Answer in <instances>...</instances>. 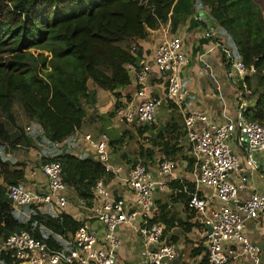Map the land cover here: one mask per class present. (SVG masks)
<instances>
[{"label": "trees", "instance_id": "trees-1", "mask_svg": "<svg viewBox=\"0 0 264 264\" xmlns=\"http://www.w3.org/2000/svg\"><path fill=\"white\" fill-rule=\"evenodd\" d=\"M262 5L261 0H0V146L15 147L22 140L33 144L16 125L13 107L18 103L36 125L38 141L48 147L40 150L42 163L59 164L63 183L90 208L93 187L107 174L92 157L73 155L68 144L82 125L86 104L94 99L88 85L118 101L120 91L131 83L127 67L140 61L137 41L145 39L149 30L168 23L173 30L192 16L204 25L198 14L204 9L209 10L232 60L242 61L248 70L254 68L237 82V89L249 91L242 117L264 125ZM108 144L114 147L121 142ZM126 163L131 168L137 164ZM24 168L0 156V238L25 231L36 241L62 250L59 237L73 235L82 222L64 212L51 215L33 206L13 209L6 188L24 183ZM149 222L169 225L164 216ZM202 250H193L194 256ZM1 264L16 263L2 256Z\"/></svg>", "mask_w": 264, "mask_h": 264}, {"label": "built area", "instance_id": "built-area-1", "mask_svg": "<svg viewBox=\"0 0 264 264\" xmlns=\"http://www.w3.org/2000/svg\"><path fill=\"white\" fill-rule=\"evenodd\" d=\"M212 35V29L204 33L206 38L211 39ZM219 46L237 82L254 72L253 67L248 70L242 61L232 60L231 51L224 44ZM153 53V63L165 78L164 95L160 98L148 96L150 67L146 61H141L137 67L129 65L127 69L134 74L137 97L141 100L116 109L115 119L129 125H148L154 121L158 110L167 104L182 113L196 183L211 192L210 198L201 196L197 189L186 192L189 210L203 215L207 226L211 227L210 233L205 231L207 253L204 259L192 264H226L224 252L230 246L236 247L243 258L252 259L257 264L258 249L247 239L245 231L248 221L264 213V193L254 192L247 200H241L239 196L251 184L252 174L260 165L259 155L264 153V125L242 117L249 105L246 99L249 93H237L242 112L234 120L212 123L204 114L185 112L182 105L187 92L182 87L180 71L185 67L187 58L181 49V38H165ZM108 143L106 134L97 139L91 135L84 136L85 146L92 158L103 165L105 173L119 176L124 169L110 164ZM241 156L247 172L237 176ZM40 168L47 180L46 191H33L24 184H18L6 188V198L15 210L33 206L51 215H59L69 203V188L62 181L61 167L57 163H47ZM165 179H177L172 163L163 161L152 173L138 162L124 179L133 194V207L129 208L123 200L112 198L104 181L98 180L92 190L93 202L89 212L101 227V235L85 221L73 235L59 237L65 246L71 248L65 253L36 241L25 231L16 232L3 240L0 264L2 256L11 258L16 264H118L120 241L116 233L122 225L130 226L138 234L140 257L144 264H172L177 257V248L164 241L165 227L162 224L149 222V213L154 207V191L166 187ZM209 200L216 205L212 210L208 207Z\"/></svg>", "mask_w": 264, "mask_h": 264}, {"label": "crops", "instance_id": "crops-1", "mask_svg": "<svg viewBox=\"0 0 264 264\" xmlns=\"http://www.w3.org/2000/svg\"><path fill=\"white\" fill-rule=\"evenodd\" d=\"M208 13V9L198 13L201 21L206 23L204 25L192 16L173 30L171 26L166 25L156 30H149L145 39L137 41L139 50L137 53L140 58L139 63L146 61L150 67L148 96L160 98L165 93L166 83L165 78L153 63L154 49L165 38H181V49L187 58L185 67L180 71L182 87L187 92L182 107L185 112H199L206 115L210 122L221 123L226 119H236L242 112L236 97L240 91L237 89V77L231 74L230 66L227 68L224 54L218 48L219 45H223L224 40L219 38L215 25L209 23L212 20ZM209 29L213 30L211 39L204 37V33ZM130 75L131 83L120 91L121 97L118 101L110 93L98 90L91 84L88 85L94 99L89 101L88 105L86 104L82 125L72 140L68 142L70 151L76 157H92L84 144L86 135L97 139L101 134H106L109 142L119 140L121 144L110 146V163L113 167H123L124 173L119 176L107 174L104 183L111 197L123 200L128 208L133 207V194L124 181L131 169L126 160L136 161V163L143 162L152 173L158 169L161 162L172 163L173 174L177 179L170 181L165 179L166 187L163 190L154 191V207L149 216L155 220L164 216L169 221L168 226L162 222L158 223L165 227L164 241L177 248V257L172 264H192L202 261L207 253V242L205 241L207 221L203 215L189 210L188 201L186 202L188 196L183 195L191 189V191L197 189L201 196L210 198L211 192L196 183L194 163L190 161L192 160L190 147L184 133L183 115L177 108L173 110L170 106L163 105L151 124L129 125L117 121L115 119L116 109L132 101L138 103L141 100L137 97L138 86L134 74L130 72ZM246 93L249 91L245 90ZM13 113L15 116V106ZM15 119L19 127L24 126L28 120L25 116L18 119L15 117ZM29 123L35 127L32 122L29 121ZM154 142L158 143L155 147L152 146ZM42 146L46 148V144ZM5 147L0 146V150ZM147 150L151 151L149 155L144 152ZM0 154H2L1 157L12 158L8 151L5 153L0 151ZM30 154L32 156L30 158L35 156L33 152ZM38 154L40 157V151ZM259 160L260 165L252 174L251 184L239 195L241 200L249 199L254 192L264 193V153L259 155ZM244 172H247V167L241 156L236 175L245 174ZM23 184L33 191L47 190V180L41 168L25 167ZM178 186L182 189L179 190ZM67 195L69 203L62 212L82 223L88 222L101 235V227L91 218L89 207L82 204L72 190L69 189ZM208 207L209 210L214 209L215 202L209 200ZM245 234L258 249L257 264H264V213L257 219L247 222ZM116 235L120 241V248L117 252L118 264H144V260L140 257V239L135 230L130 226L122 225L118 228ZM63 245L62 250L68 253L71 248L68 245L65 246L64 243ZM201 247L202 252L194 256L196 252L193 250ZM224 255L227 258L226 264H255L252 259L243 258L234 246L227 247Z\"/></svg>", "mask_w": 264, "mask_h": 264}, {"label": "rangeland", "instance_id": "rangeland-1", "mask_svg": "<svg viewBox=\"0 0 264 264\" xmlns=\"http://www.w3.org/2000/svg\"><path fill=\"white\" fill-rule=\"evenodd\" d=\"M261 3L263 4L262 5V10H263L262 12L264 13V0H261ZM36 51L37 50H35V49L30 50V52H33V54H35V55L37 54V53H35ZM14 106H15V117L17 119L21 116H25L18 103H15ZM21 128L24 131V133H23L24 137L31 140V143H33V144L29 146L24 142V140H22L23 143L20 145H16L15 147H7L8 149H6V147H5V149H2L0 151H2L3 153H5L6 151L10 152L12 158L6 157V156L5 157L3 156V158L5 160H7L9 163H20L24 167L32 166V169L40 168L42 165H44V163H42V161H41V154L42 153L40 150L48 149V147L47 146H46V148L43 147L41 145V143L38 141L37 137L35 136L36 134H34L35 133L34 130L36 129V125L34 127L27 120V123L24 126H21ZM27 128H29V129H27ZM11 132L13 134L14 130H12ZM38 151H40V157H39ZM31 152H33L35 154V156L33 158H30V157H32L30 154ZM0 156H2V154H0ZM29 159H32V160L30 161ZM110 164L112 165V163H110ZM70 205H72V202H70ZM2 243H3V239L0 238V248L2 246Z\"/></svg>", "mask_w": 264, "mask_h": 264}, {"label": "water", "instance_id": "water-1", "mask_svg": "<svg viewBox=\"0 0 264 264\" xmlns=\"http://www.w3.org/2000/svg\"><path fill=\"white\" fill-rule=\"evenodd\" d=\"M209 23H210L211 25H213V24H214V22H213V21H210ZM167 74H169V72H168ZM255 100H256V99H254V101H253L252 105H254V103H255ZM207 232H208V233H210V232H211V227L207 226Z\"/></svg>", "mask_w": 264, "mask_h": 264}]
</instances>
